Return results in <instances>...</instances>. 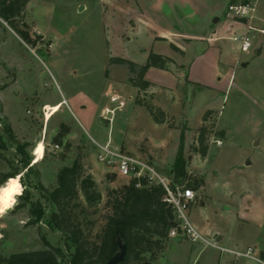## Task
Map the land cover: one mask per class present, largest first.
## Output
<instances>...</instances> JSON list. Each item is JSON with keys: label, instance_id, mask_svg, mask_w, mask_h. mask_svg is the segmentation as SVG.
Returning <instances> with one entry per match:
<instances>
[{"label": "rangeland", "instance_id": "1", "mask_svg": "<svg viewBox=\"0 0 264 264\" xmlns=\"http://www.w3.org/2000/svg\"><path fill=\"white\" fill-rule=\"evenodd\" d=\"M129 3L132 14L137 0ZM80 4L84 9L78 12ZM111 8L108 0H28L13 24L27 34L29 42L0 19L4 23H0V183L13 177L22 187L14 207L7 210L0 200L1 257L49 245L57 248L60 261L66 262L73 248H68L51 228L54 209L44 195L56 186L58 173L75 161L83 174L92 177L101 195L99 204L88 208L85 214H78L80 209H75L84 232L91 241L95 239L109 212L105 204L107 192L119 189L130 179L119 177L115 169L105 168L97 161L92 140L101 145L111 140L112 147L148 162L159 175L175 184L188 186L200 180L187 211L193 226L207 221L219 227L233 222L236 207L261 204L264 129L260 128L262 125L257 128L256 122L264 120L256 105L261 97L253 93L256 81L251 77L245 80L240 98L237 78L220 102L211 90L186 87L185 69L179 74V68L169 64L168 71L152 69L148 78L154 85L138 92L128 82L127 68L109 64V58L141 65L149 52H166L169 48L164 43L152 48L148 31L133 27L129 21L133 18L124 14L116 15L120 21L115 19L108 24ZM178 30L191 32L186 24ZM108 86L118 92L117 99L114 92L105 94ZM137 94L164 112L163 124H155L147 110L134 102ZM62 98L68 105L62 102L55 107L57 110L62 106L45 125L44 150L43 144L36 143L44 118L40 108ZM105 106L112 112L102 119L100 111ZM207 110L217 115L213 131L224 130L225 137H211L206 156L201 158L191 149ZM37 147L42 148L44 158L31 166ZM180 147L186 163L185 176L174 179L171 165ZM17 172L19 175H15ZM21 195L23 200H18ZM22 202L25 207L19 208L17 205ZM78 202L84 206L82 198ZM227 205L232 207L230 211L224 210ZM179 235L167 238L166 248L156 260L141 264H192V243ZM195 246L201 249L199 264H213L217 250L202 243Z\"/></svg>", "mask_w": 264, "mask_h": 264}, {"label": "crops", "instance_id": "2", "mask_svg": "<svg viewBox=\"0 0 264 264\" xmlns=\"http://www.w3.org/2000/svg\"><path fill=\"white\" fill-rule=\"evenodd\" d=\"M108 1L112 3V8L107 15V23L114 22L118 18L116 15L124 14L133 18V21L129 20L133 27L141 26L148 31L147 35L152 48L157 43L166 44L169 51H154V53L170 58L172 60L170 65L178 67L179 74L182 69H185L184 75L187 72V76H184L183 84L186 87L197 86L200 89L211 90L215 97L223 102L226 94L235 86L234 82L237 78L236 89L240 92V98L245 89V80H249V77L253 78L257 83L253 93L261 97L256 105L259 106L262 121L264 120V0H137V9H133L132 14L129 9V0ZM239 3L249 4L252 7L250 19L234 21L228 14L227 7ZM117 21L120 20L117 19ZM0 23L4 24L1 20ZM162 23L168 24L166 26ZM173 23L176 26H173ZM181 24H186L191 32L178 30ZM248 26L253 28V31L249 33L251 49L248 53H241L238 42L233 41L232 38L244 33ZM170 44L178 51L171 49ZM152 69L155 68L148 69L144 75V79L150 83V88L154 85L148 78ZM169 69L170 66L163 71ZM110 92L115 93L113 94L115 99L119 97L113 86H108L105 94ZM62 102L68 105V101L62 98L55 104H43L40 111L44 114L48 108L58 107ZM61 107L48 120L43 118L38 140H36V143L43 144V147L47 131L45 125ZM105 108L107 106L101 109L100 116ZM202 111L203 109L200 113ZM263 124L264 122H256V127L259 128V125H262L260 128L264 129ZM92 142L97 153L95 144H101L94 140ZM107 142L114 146L111 140L108 139ZM262 197L261 204L236 207L237 211L231 223H225L219 227L207 221L201 225H194L202 237L214 241L219 249L245 253L249 248L250 255L254 258L234 257L215 248L217 251L213 264H264V196ZM231 209L232 207L228 205L224 208L225 211ZM197 249L195 244L189 246L192 264L194 262L199 264L201 249Z\"/></svg>", "mask_w": 264, "mask_h": 264}, {"label": "trees", "instance_id": "3", "mask_svg": "<svg viewBox=\"0 0 264 264\" xmlns=\"http://www.w3.org/2000/svg\"><path fill=\"white\" fill-rule=\"evenodd\" d=\"M27 3L28 0H0V19L20 38L29 42L27 34L18 31L13 24V20L20 17ZM170 47L178 51L172 44ZM171 63L170 58L152 52L148 53L141 65L123 58H109V64L127 68L128 82L138 92H145L150 87V83L144 79L148 69L167 70ZM134 102L147 110L155 124L165 122L164 112L150 101L142 100L137 94ZM216 120L217 115L212 110H207L202 115L195 145L191 149L201 158L206 156L211 137H225L224 130L213 131ZM185 165L180 147L171 165L174 179L185 176ZM138 182L139 186L137 180L130 179L119 189L107 192L105 204L109 212L104 217L102 229L91 241L78 221L75 209H80L78 214H85L88 208L99 204L101 195L92 177L83 174L81 165L75 161L71 167L58 173L56 186L44 195L54 209L51 213V228L61 235L68 248H73L66 262L60 261V251L57 248L46 245L41 250L12 254L6 258L0 256V264H104L118 251V239L125 247V256L118 264H141L156 260L166 248L170 229L176 226L175 218L170 205L164 201L165 192L161 187L148 185L143 179ZM200 184V180H196L185 187L197 191ZM79 198H82L84 206L78 202ZM18 200H23L22 195ZM17 206L24 208L25 203Z\"/></svg>", "mask_w": 264, "mask_h": 264}, {"label": "built area", "instance_id": "4", "mask_svg": "<svg viewBox=\"0 0 264 264\" xmlns=\"http://www.w3.org/2000/svg\"><path fill=\"white\" fill-rule=\"evenodd\" d=\"M253 11L249 4L229 5L227 12L234 21H242L250 19V13ZM253 31V28L248 26L246 31L238 36L232 38L233 41L238 42L239 51L241 53H248L251 49V42L249 39V33ZM122 106L120 101L118 107ZM112 112V110L104 109L101 113L102 119ZM217 145H220L219 141H215ZM97 148V161L105 168L115 169V173L122 178L137 180V186H139V179L145 180L148 185L161 187L164 192V201L168 203L173 211L176 226L171 228L168 237L174 238L177 234L186 238L192 244L202 243L205 246L219 249L214 241L202 237L196 228L191 225L187 219V211L193 202V191L186 188L183 185H178L170 181L169 179L159 175L154 168L141 159L134 158L118 148L111 146L109 142L104 145L95 144ZM57 146H55L56 148ZM179 235V236H180ZM221 252L229 253L234 257H244L248 259H254L250 254L251 250L248 248L245 253H238L235 251H229L219 249Z\"/></svg>", "mask_w": 264, "mask_h": 264}, {"label": "bare ground", "instance_id": "5", "mask_svg": "<svg viewBox=\"0 0 264 264\" xmlns=\"http://www.w3.org/2000/svg\"><path fill=\"white\" fill-rule=\"evenodd\" d=\"M84 9L83 6L78 7V12H81ZM56 111V108H48L46 113L43 114L44 118L45 116L49 118L52 113ZM43 158V151L42 148L37 147L33 150V158H32V165L37 164L40 162ZM5 189L11 190V196H7L5 193ZM22 187L19 183V180L15 178H9L5 181V183L0 187V200L2 203H4L7 206V210L10 209V207H14L16 202V197L21 194Z\"/></svg>", "mask_w": 264, "mask_h": 264}, {"label": "water", "instance_id": "6", "mask_svg": "<svg viewBox=\"0 0 264 264\" xmlns=\"http://www.w3.org/2000/svg\"><path fill=\"white\" fill-rule=\"evenodd\" d=\"M248 164V162H247ZM117 246H118V251L105 262L104 264H118L120 263L124 256H125V247L124 244L121 240H117Z\"/></svg>", "mask_w": 264, "mask_h": 264}, {"label": "snow or ice", "instance_id": "7", "mask_svg": "<svg viewBox=\"0 0 264 264\" xmlns=\"http://www.w3.org/2000/svg\"><path fill=\"white\" fill-rule=\"evenodd\" d=\"M4 191H5L7 196H9V197L11 196V190L10 189H5Z\"/></svg>", "mask_w": 264, "mask_h": 264}]
</instances>
